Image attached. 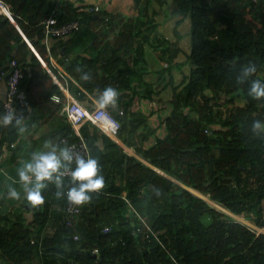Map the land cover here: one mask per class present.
Returning a JSON list of instances; mask_svg holds the SVG:
<instances>
[{"label":"trees","instance_id":"16d2710c","mask_svg":"<svg viewBox=\"0 0 264 264\" xmlns=\"http://www.w3.org/2000/svg\"><path fill=\"white\" fill-rule=\"evenodd\" d=\"M1 1L15 22L0 13V82L6 84L0 141L16 138L10 132L16 122H7L4 107L12 59L25 74L20 91L41 113L59 108L50 97L63 95L43 61L78 100L88 99L85 90L107 105L114 90L134 92L135 69L146 46L166 64L162 74L190 67L180 85L173 76L166 84L173 87L166 136L150 147L144 143L155 129L147 115L131 109L133 99L123 114L110 107L121 122L118 138L149 165L105 134L100 147L92 124L81 128L91 150L95 188L73 179L59 185L49 178L45 194L58 201L51 213L54 203L46 202L37 225H21L15 233L0 217V252L8 264H66L68 259L79 264H264V0H135L139 16L127 19L99 5L88 7L96 11L81 9L69 0ZM155 5L170 7L168 15L184 16L179 22L190 19L192 50L186 62H176L182 52L177 44L158 36L155 20L147 15ZM53 17L59 25L79 20L81 28L69 38L51 39L58 42L52 47L43 22ZM55 54L76 83L52 64ZM138 84L141 90L147 86L145 99L160 95L151 85ZM70 131L58 133L54 142ZM68 188L84 189L85 200L71 229L64 226ZM48 228L53 232L43 234ZM39 249L44 262H36Z\"/></svg>","mask_w":264,"mask_h":264},{"label":"crops","instance_id":"0c3cea01","mask_svg":"<svg viewBox=\"0 0 264 264\" xmlns=\"http://www.w3.org/2000/svg\"><path fill=\"white\" fill-rule=\"evenodd\" d=\"M69 1H71L75 7L85 10H87L88 7L99 5L103 10H107L111 13H120L125 18L133 17L135 15L139 16V10L135 5V0H98V2H95L93 5L85 3L83 0H75V2L72 0ZM150 10H152V7ZM150 10L147 15L148 17L154 18L155 12H151ZM163 13L167 19L170 17H184L168 15L167 11H164ZM187 19L188 18L184 20ZM166 22L167 21L164 19L163 21H158V24L156 23L157 29L163 25V27L167 28ZM179 38L182 39V35H179ZM50 42L52 47L58 43L56 40H51ZM81 49H83V47H77L75 48V51L79 53L82 52ZM154 50L155 49L150 46H146L144 59L135 69L136 72L134 73L133 78L135 81V93L127 90H124L121 93L114 90V92L110 94V105L102 103L97 99L108 109H110V107L115 109L114 101L117 105L122 104V106L120 105L118 106L119 108H116V112L123 110L125 103L129 102L130 99H133L131 100V109L133 111H142L145 115H147L150 124L155 129V133L147 140L148 143L146 142L144 144L145 148L150 147L156 142V139L159 138V130H164L166 133L165 127L161 128L164 126V119L160 127V121H156L157 118H153L156 115L154 106L159 104L165 105L169 102L166 100L165 95V91L167 89L165 88L166 84L170 82V78L175 69L180 72L186 69V66L182 69L181 67H178L162 74V69L165 68L166 64L160 61L156 50ZM180 54L176 61L177 63H184L181 61ZM58 59L59 56H56V54L55 56L51 55L52 64L63 68V70L71 77L69 72H67L66 68ZM70 79L73 80L72 77ZM140 81H143V83L147 85H151L150 90L154 93H160V95L155 100L145 99L144 90L147 86L143 84L142 88L144 89L141 90V86L138 84ZM74 82L76 83V81ZM63 87L65 88V92H63V95L61 96L63 103L60 105L59 103L53 102L58 104L59 108H49L48 111L44 113H41L42 111L40 110L36 111L35 109H32V112H23L21 119L10 129V132L15 133V140H4V142L0 141V217L2 218V225L4 227L14 229L13 231L15 233L19 232L21 225L25 227L37 225V220H42V216H39V213L44 212L47 201L51 204L54 203L53 206H50V213L56 208L55 204L56 200L58 201V198L54 197L53 194L49 192L48 194H45V190L52 174L64 166L65 152L63 147L59 146V142L55 143L54 140L58 133L70 127V123L62 111L64 103L69 100V97L77 99L64 85ZM84 92L88 99L81 101L77 100L80 101V103L87 109L93 110L96 107V98L87 93L85 90ZM121 94H123L122 97H120ZM5 96L6 84L0 82V100H3ZM89 101H91L92 104H90ZM90 131L92 134L97 133L99 135L98 143L100 147H103L104 142L102 140V136L105 133L95 124H92ZM114 141L123 147L130 155L135 154V157L138 156L135 150L127 147L121 139L117 138V140L114 139ZM50 218L51 221L48 222L49 224L53 221L52 216H50ZM47 232L52 233L53 230L48 228V230L44 231L43 234ZM36 238L37 234L35 233L31 235L30 239L36 240ZM43 253V250L39 249L36 262H38V260L44 262ZM63 256L64 255L60 257Z\"/></svg>","mask_w":264,"mask_h":264},{"label":"built area","instance_id":"2783aa9c","mask_svg":"<svg viewBox=\"0 0 264 264\" xmlns=\"http://www.w3.org/2000/svg\"><path fill=\"white\" fill-rule=\"evenodd\" d=\"M96 10H98V8L95 10L89 9L88 11ZM43 24L45 26L47 37L46 42L56 38H69L81 28V22L79 20H72L59 25L58 19L54 17L45 20ZM43 64L47 67L45 63ZM9 65L12 68V72L10 73L7 81L8 91L7 97L4 100V107L8 119L7 122L12 123L21 119L23 111L32 112V105L26 95L20 91L21 82L25 78V74L18 61L16 59H12ZM54 66L63 78H71L63 70V68L59 67L58 65ZM48 70L51 72L49 68ZM54 77L56 83H58L59 86H62V83L58 80V78L56 76ZM51 100L57 103L63 102L61 96L57 94L53 95ZM95 102L96 107L93 110H89L75 98L69 97V100L63 107V113L67 116V119L72 127V131L67 135V137H63L60 141V144L65 147L64 149L66 150L67 158L65 161V168L56 173L55 179L57 181H60L63 178L76 179L86 182L88 184V188H95L91 150L88 140L81 134V128L85 123L91 122L98 126L102 131L109 134L107 132V126L103 124V121H106L109 124V128L113 130L114 134H117L121 129L120 121L117 120L115 116H113L111 112L99 101L95 100ZM120 113L123 114V111ZM70 139L73 141H70ZM83 194L84 189L69 188L65 191L64 195L67 199V202L64 207V226L68 229L73 228L82 212V208L85 205ZM143 222L146 224L145 221ZM146 226L150 234H153L155 237L158 236V233H154L149 225L146 224ZM248 226L251 229H258L253 225ZM104 231L108 232L110 231V228L106 227ZM137 232H139L138 229ZM74 238L75 240L79 239L78 235H75ZM31 243L36 244L37 241L32 239ZM38 244L41 247V242H38ZM93 253L99 254V250L94 249ZM66 264L79 263L74 259H68Z\"/></svg>","mask_w":264,"mask_h":264},{"label":"rangeland","instance_id":"374dc122","mask_svg":"<svg viewBox=\"0 0 264 264\" xmlns=\"http://www.w3.org/2000/svg\"><path fill=\"white\" fill-rule=\"evenodd\" d=\"M72 1L75 2V0H72ZM83 1L85 3H89L90 5H93V4H95V2H98V0H83ZM88 9H90V8H88ZM169 9H170V7H167V6L163 7L162 9H160L158 6L155 5V6H152V10L153 11L152 10H150V11L151 12H155L154 13V18H153L155 20V23H157L158 21H163V19L165 21H167L166 22L167 28L163 27L164 26L163 25L159 29H156L157 33H158V36L169 39L170 43H172V44H177L178 47L182 49V52L180 54L181 61L182 62H186L187 61V54H189L191 52V50H192L191 35H190L191 22H190L189 18L187 20H183L182 22H179L182 19L181 17H170V18L167 19V17L164 15L163 12L164 11H168ZM160 25H162V24H160ZM179 35H182V37L183 38L185 37V38L184 39L182 38L183 39L182 40V39L179 38ZM156 43H158V42H156ZM189 73H190V67H188V66H186V69L184 71H181V72L179 70L175 69V71H173V73H172V76L174 77L175 85H180L182 80H183V78H184V76L186 74H189ZM172 88L173 87L168 86V88L165 91V95H166V100L167 101H169L171 96H172V93H173ZM222 96H221L220 100L223 101L224 97H222ZM116 108H119V107H115V109ZM171 108L172 107L170 106L169 102L166 103L165 105L159 104V105H155L154 106V111H156V115L153 118H155V119L157 118L156 121H158V120L160 121V127H161V123H162L163 119H165L166 117H168L170 115ZM161 118H162V120H161ZM163 127L164 126H162L161 128H163ZM165 136H166V133H165L164 130H159L158 131V137L160 139L164 138ZM205 199H207V198H205ZM208 202L210 204H212L213 206H216V204L212 203V201H208ZM218 208L223 210L224 212L228 213L229 215H231V213L226 211L224 208L222 209L221 206H219ZM231 216H234V215L232 214ZM235 217L239 218L241 221H243L247 225H253L249 220H246V218L244 216H235ZM8 263H9V261L2 255V252H0V264H8Z\"/></svg>","mask_w":264,"mask_h":264},{"label":"clouds","instance_id":"9594fccd","mask_svg":"<svg viewBox=\"0 0 264 264\" xmlns=\"http://www.w3.org/2000/svg\"><path fill=\"white\" fill-rule=\"evenodd\" d=\"M5 4V3H4ZM6 5V4H5ZM7 7V6H6ZM88 10V9H87ZM2 13V12H1ZM15 22V21H14ZM42 63H45L44 61L42 62ZM46 65H47V63H45ZM43 66L48 70V65H47V67L43 64ZM50 69V68H49ZM51 70V69H50ZM49 71V70H48ZM52 72V71H51ZM51 72H49L51 75H52V77L54 78V80H55V77L54 76H56L53 72V74L51 73ZM54 75V76H53ZM57 77V76H56ZM59 80V79H58ZM60 81V80H59ZM56 82V81H55ZM61 82V81H60ZM58 84V83H57ZM59 85V84H58ZM60 88H61V90L63 91V92H65V88L63 87V85L62 86H60ZM55 95V94H54ZM58 95V94H57ZM53 96V95H52ZM51 96V97H52ZM59 96H61V95H59ZM51 97H50V101H52L51 100ZM62 98V97H61ZM77 100V99H76ZM97 100V99H96ZM78 101V100H77ZM98 101V100H97ZM31 102V101H30ZM52 102H55V101H52ZM80 102V101H79ZM55 103H57V102H55ZM63 103V102H62ZM59 104H61V103H59ZM32 105V104H31ZM64 105H65V103H64ZM64 105H63V107H64ZM104 106V105H103ZM63 107H62V111H63ZM107 108V107H106ZM32 109H33V107H32ZM108 109V108H107ZM90 110V109H89ZM110 112H111V110L110 109H108ZM122 111V110H121ZM120 111V112H121ZM23 112H27V111H23ZM111 114H112V112H111ZM121 114V113H120ZM113 115V114H112ZM66 116V115H65ZM114 116V115H113ZM22 117V116H21ZM66 118H67V116H66ZM116 118V117H115ZM117 120H118V118H116ZM68 120V119H67ZM19 121V120H18ZM87 123H90V124H93V123H91V122H87ZM87 123H85V124H87ZM121 123V122H120ZM84 124V125H85ZM83 125V126H84ZM94 125V124H93ZM82 126V127H83ZM70 128H71V131H72V127H71V125H70ZM71 131L69 132V133H67L65 136H63V137H67V135L68 134H70L71 133ZM104 132V131H103ZM119 132V131H118ZM105 133V132H104ZM106 135H108L110 138H112L113 140L115 139V140H117V138H118V136H117V134H114L115 135V137H113V136H111L110 134H107V133H105ZM63 137H61V139L63 138ZM61 139L59 140V146H61V147H63V150H64V152H65V160H64V166L61 168V169H59L58 171H60V170H62V169H64L65 168V161H66V158H67V154H66V150L64 149L65 147L63 146V145H61L60 144V141H61ZM70 141H73L72 139H70ZM12 147H13V145H12ZM92 157V156H91ZM140 157V156H139ZM141 158V157H140ZM144 160V159H143ZM92 170H93V163H92ZM157 170V169H156ZM58 171H56L55 173H53L52 174V176H51V179L53 180V181H55L57 184H61L62 183V181L64 180V179H70V178H63V179H61L60 181H57L56 179H55V176H56V173L58 172ZM161 173H163V172H161ZM164 174V173H163ZM94 177V176H93ZM73 180H76V179H73ZM80 181V180H79ZM82 182H84V181H82ZM94 185H95V182H94ZM88 186V185H87ZM92 188V187H91ZM69 189V188H68ZM67 190V189H66ZM65 190V191H66ZM65 192L63 193V196L65 197ZM83 197H84V194H83ZM66 198V197H65ZM67 200V199H66ZM84 202H85V200H84ZM97 255V254H96Z\"/></svg>","mask_w":264,"mask_h":264},{"label":"bare ground","instance_id":"6f19581e","mask_svg":"<svg viewBox=\"0 0 264 264\" xmlns=\"http://www.w3.org/2000/svg\"><path fill=\"white\" fill-rule=\"evenodd\" d=\"M5 4L0 0V13L2 12V11H4V9H5ZM103 124L105 125V126H107V132L111 135V136H113V137H115V135H114V133H113V130L111 129V128H109V124L106 122V121H103ZM159 171V170H158ZM161 172V171H160ZM168 176V175H167ZM223 209V208H222ZM232 215V214H231Z\"/></svg>","mask_w":264,"mask_h":264},{"label":"water","instance_id":"95a60500","mask_svg":"<svg viewBox=\"0 0 264 264\" xmlns=\"http://www.w3.org/2000/svg\"><path fill=\"white\" fill-rule=\"evenodd\" d=\"M3 13H5V14H7L9 17H10V19L14 22V18H13V16H12V14L9 12V10L7 9V7L5 6V9H4V11H3ZM37 54V53H36ZM38 55V54H37ZM134 156H136L135 154H133ZM66 157V156H65ZM138 157V156H137ZM142 162H144L145 164H147V165H149V163H147L145 160H143V158H140V157H138ZM158 172H160V171H158ZM161 173V172H160ZM161 174H163V173H161ZM166 177H169V176H167L166 174H164ZM170 178V177H169ZM204 198V197H203ZM94 257H97V255H94Z\"/></svg>","mask_w":264,"mask_h":264}]
</instances>
